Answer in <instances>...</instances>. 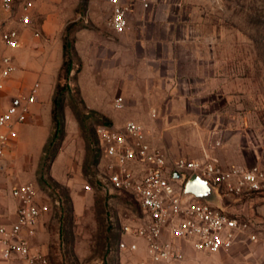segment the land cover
<instances>
[{
  "label": "rangeland",
  "instance_id": "1",
  "mask_svg": "<svg viewBox=\"0 0 264 264\" xmlns=\"http://www.w3.org/2000/svg\"><path fill=\"white\" fill-rule=\"evenodd\" d=\"M72 1L76 3L73 11L66 12L65 0H34L35 16L31 26L24 29L22 43L16 49L22 50L15 55L17 70L11 76L13 81L8 88L15 92L20 86L26 94L39 81L41 86L34 102L39 112L31 119V126L23 136L20 133L16 138L0 166V210L6 208L0 212V221L1 218L6 221L12 218L15 209L10 193L12 187L21 182H33L50 209L36 228L32 243L35 248L45 250L50 264H167L153 261L143 248L136 252L119 249L117 238H120L121 221L135 217L140 211L129 197L118 195L101 180L103 171L96 129L108 121L113 123L112 117L119 116L123 121L138 119L153 129L159 140L162 136L151 122L163 119L166 124L179 123L169 133L168 147L157 141L172 158H208L223 165L264 164V0L184 1V71L188 79L186 84L176 88V92L178 96L192 95L194 98L182 100L172 95L167 100L152 101L151 110H148L150 115L129 116L128 111H136V108L127 107L124 96V106L117 108L114 102L122 95L120 92L105 99L103 111L92 113L95 109L86 106L80 90V70L77 69L82 65L76 63L72 72L74 78L70 81L72 90L66 91L64 99L66 134L54 158L41 166L43 148L52 131V118L48 124L47 114L51 116L63 60V54L56 56L58 38H61L62 28L65 33L66 26L72 23L67 38L74 44L78 28L94 25L93 20L84 17L87 0ZM55 2L60 6L56 18L53 17ZM101 2L100 24L106 39H110L105 46L112 48L111 41L124 33L118 34L119 37L112 34L109 28L111 8L105 7V0ZM36 31L40 34L36 35ZM42 46L46 55H51L53 69L46 68L50 76L40 78L33 62L39 57L38 49ZM110 54L105 51V63L107 60L109 64L113 62ZM189 61L215 63L198 66ZM105 65L99 80L104 88L113 89L112 75L108 76L112 69ZM17 74L27 78L26 84L21 86L14 81ZM88 78L97 79L90 75ZM86 87L91 94V87ZM163 103L169 108L167 113L161 110ZM172 105L175 106L174 115L170 110ZM227 208L246 220L256 221L261 241L250 243L264 245V193L239 197ZM213 254L187 248L181 264H208L198 257Z\"/></svg>",
  "mask_w": 264,
  "mask_h": 264
},
{
  "label": "built area",
  "instance_id": "2",
  "mask_svg": "<svg viewBox=\"0 0 264 264\" xmlns=\"http://www.w3.org/2000/svg\"><path fill=\"white\" fill-rule=\"evenodd\" d=\"M108 3L112 9L109 25L117 33L126 32L131 6L125 0ZM34 9V0H0V92L6 90L17 70L12 50L21 45ZM39 87L37 81L28 93L17 94L16 110L0 111V166L20 126L30 116ZM114 105L122 108L123 97L117 96ZM96 130L101 146V180L118 195L129 197L140 211L121 221L120 250L136 252L143 248L155 262L181 264L187 248L218 253L233 249L240 241H261L257 222L231 213L227 205L239 197L264 193V164L223 165L208 158H172L155 142V133L135 119L126 120L121 127L98 125ZM175 172L184 179H175ZM194 173L217 188L224 209L195 196L184 199L185 183ZM10 193L15 215L0 223L1 256L23 264H50L47 253L32 243L36 228L49 212V203L40 198L33 182L18 183Z\"/></svg>",
  "mask_w": 264,
  "mask_h": 264
},
{
  "label": "crops",
  "instance_id": "3",
  "mask_svg": "<svg viewBox=\"0 0 264 264\" xmlns=\"http://www.w3.org/2000/svg\"><path fill=\"white\" fill-rule=\"evenodd\" d=\"M184 1L185 0H125V2L127 4L129 3L131 6V10L128 14V29L124 32L123 36L119 37L118 34L120 33L114 31L109 25L112 34H117L119 39L112 40V48H107L105 44L106 41L109 43L110 39H106V33L103 31L100 24V20L102 19V2L101 0H87V10L84 17L88 20H93L94 25L92 27L83 26L78 28L75 32L76 39L74 44L82 65L79 71L80 90L82 91L88 108L103 111L105 99L111 97L116 92H120L122 93L120 96H124L127 101L126 106L129 108H136V111H128V115L141 118L144 115H150L148 110H151L152 104L154 103H152V101L159 99L167 100L170 99L172 95L182 100H191L194 98L192 95L178 96L176 92V88L186 84L188 79L185 77L187 73L184 71L186 64L184 60V51L186 50V14ZM65 2L67 5L64 8L65 11L72 12L76 3L73 4L72 0H65ZM55 3L56 9L53 15L54 18H56L55 16L60 12L59 3ZM104 4L106 8H111L108 0H105ZM35 13L36 9H34V16ZM63 35L64 27L61 31V38H58V43L56 44L55 50L56 56L58 57L63 54ZM16 49L17 48L12 50L14 56L18 51L22 50ZM106 50L108 54L111 53L109 57L113 56V62L111 64L108 63V60L107 63H105L104 57ZM189 50L192 49L189 47ZM38 54L39 57L34 59L33 66L36 73H38L41 78L43 76H48L49 73H47L45 69L49 66L50 69H53V66L51 55L49 53L46 55L43 46L38 49ZM58 57L56 60L59 59ZM58 62L59 60L57 63ZM192 63L200 66L201 64L207 63L210 65L215 62L189 61V64ZM105 64H108L112 69L110 73L108 72V76L109 74L112 75L113 89L104 88L102 85L103 82L101 83L99 80L101 72L104 73L103 69L106 66ZM89 75L92 77L96 76L97 79H90L88 78ZM12 81L13 80L9 79L6 90L0 92V111L4 108V98L6 96H16L24 91L20 86L15 92L11 91L12 89H10L11 87L8 88V84L10 86ZM14 81L18 84L20 83L22 86L26 84L27 78L17 74ZM86 86L91 87V94L88 93ZM183 91L182 93H185ZM39 96L41 97V94H39ZM174 109L175 106L172 105L170 107L172 115L176 114L173 113L175 112ZM161 110L167 113L169 108L163 103ZM36 112H39V109L34 107L33 103L30 116L26 122L20 126L18 136L21 133L22 137L26 129L31 126L30 121L33 117H37ZM47 118L48 124H50V113L47 114ZM112 119V125L115 127H121L125 123L119 116L116 118L112 117ZM151 123L157 127L156 129H158L162 136L159 137V140L156 137L155 142L162 141L163 144L168 147V145H170L169 133L174 131L179 123L172 122L166 124L163 119ZM152 131L154 132L153 129ZM13 146L14 143L12 147ZM5 209L6 208L0 210V212L5 211ZM14 215L15 212L12 213V218L10 217L8 219H13ZM2 222L7 221L1 218L0 223ZM263 249V244L240 241L229 251H221L213 255L198 257V260H204L208 264H264ZM0 264L23 263L4 259L1 256L0 244Z\"/></svg>",
  "mask_w": 264,
  "mask_h": 264
},
{
  "label": "trees",
  "instance_id": "4",
  "mask_svg": "<svg viewBox=\"0 0 264 264\" xmlns=\"http://www.w3.org/2000/svg\"><path fill=\"white\" fill-rule=\"evenodd\" d=\"M71 25L72 23L66 26L65 33L63 35V60L58 74V82L56 84L55 92L52 99V131L43 148V155L40 162L41 166L48 162L51 157L54 158L58 148L60 147L61 141L63 140L66 134L64 118V99L66 97V91L72 90V88L70 87V81L74 78L72 72L75 69V65L76 63H78V65L81 64V61H79V57L75 48V44H72L67 38V32L70 30ZM79 68L77 69V71L80 70ZM63 79L66 80V83H62ZM91 112L96 113L97 111L91 110ZM76 115L78 119H80V115L78 113H76ZM106 124L112 123L108 121ZM96 144L97 150L101 154V146L99 144V138L97 136V133ZM89 145H92V143L90 142ZM117 239L119 240V236Z\"/></svg>",
  "mask_w": 264,
  "mask_h": 264
},
{
  "label": "water",
  "instance_id": "5",
  "mask_svg": "<svg viewBox=\"0 0 264 264\" xmlns=\"http://www.w3.org/2000/svg\"><path fill=\"white\" fill-rule=\"evenodd\" d=\"M19 106V101L16 96H6L4 98V108L6 110H16ZM4 160L1 162L3 164ZM175 179L183 180V176L177 172L174 173ZM195 196L202 198L216 206L224 209L223 198L218 192L217 188L208 180L202 178L198 173L192 174L185 183L183 197L184 199Z\"/></svg>",
  "mask_w": 264,
  "mask_h": 264
}]
</instances>
